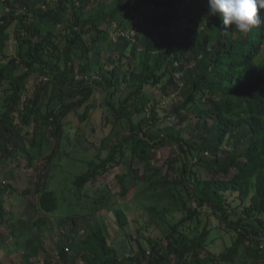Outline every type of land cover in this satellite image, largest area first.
I'll return each mask as SVG.
<instances>
[{
    "label": "trees",
    "instance_id": "obj_1",
    "mask_svg": "<svg viewBox=\"0 0 264 264\" xmlns=\"http://www.w3.org/2000/svg\"><path fill=\"white\" fill-rule=\"evenodd\" d=\"M0 2V243L16 240L20 264H51L34 261L42 246L31 227L54 229L62 207L50 179L69 156L72 121L79 132L98 108L103 120L85 136L97 160L73 182L78 199L58 224V264H264V23L225 28L207 0ZM183 87L182 102L161 105ZM117 197L137 199L147 214L143 228L156 233L149 252L140 245L121 257L85 222L112 210L126 230ZM205 209L232 234L220 253L210 250L217 228L188 233ZM82 228L89 233L75 243Z\"/></svg>",
    "mask_w": 264,
    "mask_h": 264
},
{
    "label": "rangeland",
    "instance_id": "obj_2",
    "mask_svg": "<svg viewBox=\"0 0 264 264\" xmlns=\"http://www.w3.org/2000/svg\"><path fill=\"white\" fill-rule=\"evenodd\" d=\"M6 11L5 6L0 2V16L3 12ZM199 22H203L204 19L198 17ZM136 20L135 22H138ZM19 22L17 21L15 25L12 27L11 32L13 34L14 27H18ZM128 27V26H127ZM115 37V35H114ZM17 51V44L15 42V38L9 43L8 45V53L10 55H14ZM106 55L111 60L117 59L116 54V47L112 46L111 49L109 48L106 52ZM35 77L32 76L29 79V83L32 86H35ZM33 89V88H32ZM184 90L183 87L180 91H175L174 89H170L168 91V96H161V90L159 88L155 89V93L158 95L159 99H163L161 101V105L165 107H171L174 102H182L184 99ZM4 90L0 91V105L3 103V99L5 97ZM152 91V90H151ZM92 102L98 103L101 106L103 102V98L99 93H96L93 97ZM102 108H98L93 111L92 119L81 127L82 129L75 130V128H79V120L75 119L72 124V128L69 132L68 138V145L65 146V151L69 154L67 158L61 161V166L57 167L50 179L49 188L54 190L58 194V199L61 204V210L54 214L51 217L54 229L47 230H37L34 226L31 227L32 233L37 235L39 238V243L42 246V250L40 251L39 256L34 259V261H38L39 263H44V260L47 256L51 264H58L60 260L57 259V245L60 241V231L58 229V224L62 219H67L71 213H73L72 206L74 203L77 202L78 195L76 193V187L74 185V180L77 176L83 174L88 169V162L89 161H96L97 160V153L99 152L93 146L91 147L90 143L86 140V135L92 132L93 128H97V126L102 122L103 115ZM195 123V121H194ZM193 123V124H194ZM231 143V142H230ZM91 187L89 186L88 189ZM236 194L229 195L230 201H232V205L236 207L239 205V201H237ZM118 204L127 210L129 224L126 230H122L116 220V215L112 210H103L99 214L93 216V218L86 219L85 222H89L88 226L91 228V231H104L106 237L109 240V244L116 248L119 255L121 257H129L135 254L138 250L140 245H143L144 248L149 252V244L146 240L147 237L151 234H156L154 231L146 230L143 226H146L148 223V216L145 211L141 208L139 202L135 198H131L128 201L122 200L120 197L116 198ZM25 207V201L21 197L15 200L14 210L15 213L19 216ZM190 207L195 208V204H190ZM82 215L87 213V210H80ZM183 212H178L177 214L173 215V219L178 221L183 217ZM198 226V230L195 231V227ZM217 228L215 232H213L210 236V243L211 248L210 250L213 253H220L223 251L227 246L231 245L232 242V234L228 232V230L224 226H220L219 220L214 217L211 213V210L205 209L199 221L194 222L191 224L190 230L188 233L192 235L195 232H203L206 228ZM6 227L2 228L0 226V232L4 233ZM84 228L81 229L83 233ZM78 236L75 243H78L79 240L84 237L86 234L83 233ZM127 234L132 235V239L127 238ZM1 241V238H0ZM20 246V245H19ZM17 245L16 240L7 241L6 243H0V264H20L22 259V250ZM23 244L21 245V247ZM71 254L73 255V250L71 249ZM76 264H83L81 260H78Z\"/></svg>",
    "mask_w": 264,
    "mask_h": 264
},
{
    "label": "clouds",
    "instance_id": "obj_3",
    "mask_svg": "<svg viewBox=\"0 0 264 264\" xmlns=\"http://www.w3.org/2000/svg\"><path fill=\"white\" fill-rule=\"evenodd\" d=\"M210 13L219 14L223 26L247 33L264 23L259 15L264 10V0H207Z\"/></svg>",
    "mask_w": 264,
    "mask_h": 264
},
{
    "label": "built area",
    "instance_id": "obj_4",
    "mask_svg": "<svg viewBox=\"0 0 264 264\" xmlns=\"http://www.w3.org/2000/svg\"><path fill=\"white\" fill-rule=\"evenodd\" d=\"M135 30L131 33L132 34V36H134L135 35ZM126 36L127 34L126 33H124V32H120V33H117L116 35H115V37H118V36ZM115 39V38H114Z\"/></svg>",
    "mask_w": 264,
    "mask_h": 264
}]
</instances>
